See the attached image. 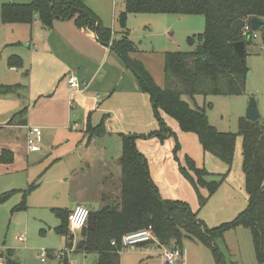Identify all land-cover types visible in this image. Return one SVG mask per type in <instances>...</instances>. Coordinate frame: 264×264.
<instances>
[{"label": "trees", "instance_id": "obj_1", "mask_svg": "<svg viewBox=\"0 0 264 264\" xmlns=\"http://www.w3.org/2000/svg\"><path fill=\"white\" fill-rule=\"evenodd\" d=\"M175 14L202 15L204 30L187 36L189 51H167L164 54V85L158 86L143 64L130 57L135 44L127 37L125 27L129 14ZM37 18L44 26H50L54 19L74 17L79 27L94 31L98 40L118 53L136 76L140 88L152 102L153 113L159 129L148 136L165 137L173 135L159 114V110L175 119L182 131L196 133L204 152H209L231 165L236 133L218 131L208 121L204 107L193 103L196 96L237 95L244 91L248 67L245 61V46L252 39H243L231 28L235 20L249 22L252 17L264 21V0H124V10L118 15L122 36L112 39L110 28L103 26L98 16L84 4V0H27L26 3L4 2L0 7L2 23H29ZM264 39V25L259 30ZM244 42V54L239 56L233 44ZM20 59L8 58V65L17 66ZM1 86L0 91L8 90ZM187 97V99H185ZM89 137L104 132L99 125L88 129ZM238 134L242 138V170L244 173L247 206L238 215L216 227L208 228L188 204L178 200H164L157 187L150 180L145 157L135 146L136 135L121 137L119 164L121 175L119 190L115 196L103 198L104 205L98 210H89L87 224L80 230V240L76 251L96 253L92 264H120L119 242L129 232L151 226L157 245L177 247L182 251L186 239H195L210 246L215 264H225L215 247L214 240L225 230L243 226L249 229L252 246L258 264H264V119L249 121L245 117L239 121ZM179 144L176 141L173 154L177 159ZM0 160L4 159L0 156ZM5 161H11V158ZM184 177L193 186L199 206L218 188L220 182L210 180L211 175L204 168H198L185 156L184 164H179ZM36 184H31L22 194V200L15 209L25 208V199ZM206 189L207 195L200 193ZM15 190L0 194V203ZM61 223L54 230L71 239L68 230V210L55 209ZM114 241L115 245L111 242ZM155 243L154 240L135 246ZM50 257L51 254H49ZM3 264H22L11 248H0ZM58 264H68L66 256L59 258Z\"/></svg>", "mask_w": 264, "mask_h": 264}, {"label": "crops", "instance_id": "obj_2", "mask_svg": "<svg viewBox=\"0 0 264 264\" xmlns=\"http://www.w3.org/2000/svg\"><path fill=\"white\" fill-rule=\"evenodd\" d=\"M175 16L181 20L184 15ZM110 30L112 39L122 36L121 28ZM127 37L132 40L129 31ZM138 51L132 52L130 57L140 60L155 83L161 86L163 55L157 56L155 69L153 61H148L149 56ZM11 56L20 59L19 65H8ZM70 74L79 80L78 90L68 86L66 79ZM1 86L9 89L0 91V156L4 159L0 160V172H6L15 161H20L25 163L28 176L31 154L40 153L39 157L43 159L60 160L67 154L79 152L82 142L85 149L96 145L103 151L110 148L118 159L122 135L133 134L136 135L135 146L146 159L150 180L157 187L159 196L164 200L185 202L199 217L201 207L197 194L179 169L187 154L195 158L187 143L195 144L196 133L182 131L175 119L159 110L173 135L148 136L159 129L149 95L141 90L136 76L118 53L110 45L100 42L90 28L77 26L74 17L54 19L50 26H44L37 16L29 23H2L0 18ZM96 95H100L99 98ZM99 125L103 126L104 132L92 136L88 142L91 133L88 129ZM33 126L41 129L37 139L38 151L27 148L28 129ZM77 129L80 132L77 133ZM176 141L179 144L177 159L173 154ZM9 158L11 161H5ZM111 177L108 172L103 176L105 183L115 184L110 192L116 195L119 190L116 183L120 179L117 181ZM28 187L15 191L23 194ZM102 188L106 190L103 184ZM199 190L202 195H207L205 189ZM105 196H101L103 205ZM79 198L74 206L87 207L83 204L84 195ZM73 207L67 209L68 212ZM77 231L76 245L80 240V230ZM154 241L153 244H144L148 248L140 245L138 248L128 247L130 251L122 250L120 264H131V260L138 264H162V247ZM181 252L182 258L176 263L189 264L185 244Z\"/></svg>", "mask_w": 264, "mask_h": 264}, {"label": "rangeland", "instance_id": "obj_3", "mask_svg": "<svg viewBox=\"0 0 264 264\" xmlns=\"http://www.w3.org/2000/svg\"><path fill=\"white\" fill-rule=\"evenodd\" d=\"M6 1L9 0H0V7ZM84 4L99 17L103 26L116 30L120 28L117 18L124 10V0H84ZM125 27L131 34L135 51L139 53V49L142 51L140 53L149 56L148 61H153L155 69L157 56L163 55V81L160 86L163 87L164 54L167 51H189L191 47L186 38L204 30V19L202 15H184L180 20L175 14H129ZM260 33L258 30V37L245 46L249 74L246 76L244 91L237 95L196 96L193 101L194 104L204 107L209 123L218 131L237 134L230 167L213 154L204 152L198 138L195 144L191 141L187 143L190 154L195 155V158L188 154L187 156L194 161L195 166L211 173L209 179L220 182L199 212V217L208 228L234 219L247 206L242 170V138L238 130L239 121L245 117L251 98L260 114L259 122L264 119V39ZM143 66L145 67L144 64ZM76 132L80 130L77 129ZM84 146L82 142L79 152L67 154L59 158L60 160L43 159L39 157L40 153L31 154L28 160L29 178L24 169L25 163L20 161H15L14 166L9 167L6 172H0V194L9 190L26 189L29 185L36 184L26 196L24 209H15L22 200L19 191H15L0 203V248L13 249L22 264H58L50 256L45 262H41L38 256L42 250L56 252L66 246L65 236L52 231L61 223V218L53 210L70 209L79 201L81 195H84V205L90 210H98L103 206L102 194L111 193L115 196L110 192L116 187L115 184L105 183L103 176L108 172L111 178L120 179L119 158L113 156L110 148L103 151L97 145L87 149ZM102 184L106 190L102 188ZM68 230L73 233L72 241L67 247L71 249L67 252L68 264H92L97 259V254H81L76 251L74 248L79 238L78 231L71 232L69 227ZM19 234L25 235L24 243L17 240ZM184 242L183 246L185 244L189 254V264H215L210 246L191 238ZM214 243L225 264H258L251 234L246 227L237 226L225 230ZM144 246L146 247L142 248H148L147 245ZM125 250L131 249L125 248L123 251ZM130 263L138 264L134 260Z\"/></svg>", "mask_w": 264, "mask_h": 264}, {"label": "built area", "instance_id": "obj_4", "mask_svg": "<svg viewBox=\"0 0 264 264\" xmlns=\"http://www.w3.org/2000/svg\"><path fill=\"white\" fill-rule=\"evenodd\" d=\"M240 36L243 39H254L258 37V31L253 30L248 22L245 23L243 27L239 29ZM67 84L68 86L73 90H78L79 88V80L77 77L73 74H70L67 77ZM100 95H96V98H99ZM41 135V129L38 126L29 127L28 129V137H27V148L29 151H38L40 150V145L37 142V139ZM89 216V210L87 207L82 205H76L71 210H69L67 214V224L71 232L74 230H81L84 228L87 224V219ZM17 240L20 242H24L26 240V237L24 234H19L17 236ZM149 240H155L154 232L151 226H148L146 228H142L139 230H135L129 233L124 234L119 242V250L120 253L125 248L135 246L137 244H140L142 242H146ZM71 239L66 240V246L64 248L56 250V252L52 251H46L42 250L39 253V258L43 262L48 257L49 254L52 255V258L58 260L59 258L63 257L64 253L68 252L67 247L71 243ZM112 245H115V242H111ZM71 249H69L70 251ZM160 257L162 259V262L164 264H175L182 258V252L177 247H162Z\"/></svg>", "mask_w": 264, "mask_h": 264}, {"label": "water", "instance_id": "obj_5", "mask_svg": "<svg viewBox=\"0 0 264 264\" xmlns=\"http://www.w3.org/2000/svg\"><path fill=\"white\" fill-rule=\"evenodd\" d=\"M245 21L243 20H235L232 25L231 28L232 30L236 33L238 32V30L243 27L245 25ZM251 26V28L253 30H260V28L264 25V21L257 18V17H252L249 22H248ZM233 48L235 50V52L239 55V56H243L244 54V42L243 41H237L233 44ZM249 73L247 72L246 75H248ZM260 114L256 108L255 105V101L253 98L250 99L248 106L246 108V114H245V118L249 121H256L259 118Z\"/></svg>", "mask_w": 264, "mask_h": 264}]
</instances>
